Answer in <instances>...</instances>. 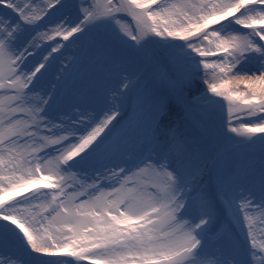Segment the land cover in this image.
Segmentation results:
<instances>
[{"label":"snow or ice","instance_id":"obj_1","mask_svg":"<svg viewBox=\"0 0 264 264\" xmlns=\"http://www.w3.org/2000/svg\"><path fill=\"white\" fill-rule=\"evenodd\" d=\"M0 264H264V0H0Z\"/></svg>","mask_w":264,"mask_h":264}]
</instances>
